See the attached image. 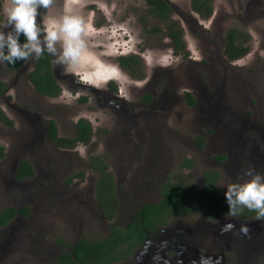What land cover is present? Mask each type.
<instances>
[{"label":"flooded vegetation","instance_id":"1","mask_svg":"<svg viewBox=\"0 0 264 264\" xmlns=\"http://www.w3.org/2000/svg\"><path fill=\"white\" fill-rule=\"evenodd\" d=\"M1 2L4 19V1ZM179 3L180 0H144L141 8L144 10H140L139 15L136 12L139 24L144 27L165 25L147 30L161 32L174 54L181 56L170 63L159 61L150 72L142 65L139 55L118 56L119 73L128 72L129 77L143 84L136 97L127 95L124 89L128 84L123 83L117 75L109 78L112 73L106 72L105 78L109 79L99 88L80 79L79 75L72 76L67 83L65 78L58 76L52 56V70L60 87L57 95H47L36 89L32 76L39 58L30 57L17 68L7 63L0 64V97L13 87L18 98L17 103L13 104L14 108L21 112L22 106L32 107L38 110L39 115L31 121L35 127L33 146L29 145V148L20 139L16 142L22 156H14L8 146L15 142V135L4 134L0 137V192L4 195L3 199L9 193H14L11 199L16 198L14 203L0 206V212L9 208L17 211L6 224L0 226V264L9 261L18 264L15 252L23 250L27 234L35 245L34 249L41 253L40 262L44 264H56L64 250V243L60 239L53 242L46 235H39L42 220L34 217L35 203L28 194L22 198L18 190L22 187L34 188L35 181L42 177L40 174L35 178L41 164L40 154L47 156L45 148L49 147L46 145L63 150L74 149L80 144L90 143L95 135L94 125L89 121L93 134L87 143L81 142L69 148L60 146L51 136L52 122L55 120H44L45 114L51 112L46 106H49L51 99L60 97L65 87L76 91L78 99L84 102L95 101V106L110 116L116 133L123 135L129 129V138L121 141V145L129 142L128 155L132 158L130 173L134 174L129 181H123L121 176L114 174L105 156L92 155L91 168L99 175L94 202L90 203L91 198L80 201V194L77 201L73 198L65 200L70 206L65 208V213L72 216L71 221L78 217L77 223L81 225L78 231L84 230L80 215L85 214L91 215L101 232H105L106 236L101 239L111 237L113 227L125 230L130 226L136 227L135 230H128L126 239L114 248L115 259L89 264H193L202 255L212 257L213 264H264V219H257L256 212L247 208L231 215L225 197L216 198L211 193L213 187L224 193L230 184L243 182L247 179L243 175L247 169L264 173V119L256 118L251 111H247L244 118L237 117V113H232L230 118L227 117L228 110L222 114L224 107L220 109L225 101H230L233 107L240 106L245 91L242 86L245 75L239 63L252 52V43L259 40L264 46V0H186L187 8L182 13L178 9ZM163 4L166 5L165 9L161 8ZM51 5L50 14L53 16L55 10L65 9L66 0H53ZM91 7L95 9V3ZM47 9L42 13H46ZM177 12L183 20L177 17ZM170 26L175 29L179 41L169 34ZM176 43L181 46L177 47ZM231 43L249 49L241 56L231 57L228 53ZM129 56H136L139 60L135 67L138 76H133L129 68L120 62L121 57ZM258 56L255 53V57ZM261 56L264 59V53ZM30 61H34L31 63L34 67L28 71L26 65ZM256 69L257 65L249 69L247 72L252 74L247 75L256 77ZM102 72L101 77L104 70ZM13 74L15 78L13 76L11 81L9 78ZM174 74L177 79H172ZM177 92L183 95L181 103L189 105L196 114L189 120L185 131H180L178 124L169 118ZM37 101L44 110L37 107ZM0 110L8 118L0 119V126L14 127L17 115L13 113L12 116L2 106ZM76 123L73 136L61 134L57 124L58 136L74 138L77 134ZM118 142L114 138L115 147ZM181 150L182 158L176 165L180 157L177 154ZM13 156L10 167L7 160ZM92 157H101L107 164L106 171L113 178V191L108 199L112 204L111 217L107 216L99 198L101 171L91 162ZM138 157L142 160L141 166L134 160ZM23 161L28 162L34 173L20 179L18 172ZM169 183L186 187L188 196L166 209L144 210V206L162 204L165 186ZM44 195L45 200L48 199L47 205L56 203V199ZM39 215L42 217V214ZM46 221L53 222V219ZM80 239L88 238L78 237L73 244Z\"/></svg>","mask_w":264,"mask_h":264},{"label":"rangeland","instance_id":"2","mask_svg":"<svg viewBox=\"0 0 264 264\" xmlns=\"http://www.w3.org/2000/svg\"><path fill=\"white\" fill-rule=\"evenodd\" d=\"M3 1L5 14V8L10 4V0ZM94 3L96 7L92 9L91 5ZM185 3L186 0H180V8L178 9L181 13L186 11L187 4ZM143 4L144 0H66V5L72 9L73 13L82 15L89 23L90 30H94L88 37L90 48L100 56L106 65L117 66L118 56L120 55L137 54L141 57L140 60L143 61L142 65L150 72L155 69L154 67L158 65L159 61L170 63L177 61L181 56L174 54L170 46L166 44L167 39L163 38L161 32H156V30L154 32H149L147 30L156 27H165V25H145L146 28L139 24L136 12H138L139 15L140 10H144L141 9L143 8ZM48 8L46 13H42V18L45 23L50 17L59 18L65 13V9L61 10L60 8V10H55L56 14L52 16L50 14L52 5ZM177 17L183 20V17L178 12ZM190 47L194 49L191 43ZM255 53L260 56L255 57ZM262 53H264V46H261V41L257 40L256 43H252V52L247 54L239 63V65L243 66L244 70L242 72L243 76L245 75L244 83L242 84V86L245 87V91L243 92L244 96L241 98L242 101L240 102V106L237 105V107H233L230 101H225L220 106V109L224 107L221 112L222 114H226L225 112L228 110L229 115L227 117L231 118L232 113H237V117L244 118L247 116V111H251L254 112L256 118L264 119V59L261 56ZM33 62L34 61H30L26 65L28 71L34 67V65L32 66L31 64ZM256 65V70H258L256 77H249L247 74H252V72L250 73V71H247L249 69H254ZM55 69L58 72V76L65 78L67 83L71 81L72 76L74 77L72 72L66 70L64 66L56 65ZM4 70L7 71V69ZM103 70L104 74H102L103 77H101L100 73ZM81 71L86 72L87 69H81ZM106 72L108 74L112 73L109 68L101 67L94 74L95 80L100 81L109 79L105 78L107 76ZM128 74V72L119 73V75L112 73L111 76L117 75V78H120L123 83L128 84L126 86L127 88L124 90L130 98H133L138 96L143 84L132 76L129 77ZM13 76L15 78V74H13L9 80L12 81ZM59 77L58 79L60 80L61 78ZM92 79V76H87L82 80L94 85V83L90 82ZM172 79H177V76L174 74ZM77 80H75V82ZM80 93L82 94L81 90ZM181 97H183L182 93L178 94L177 92L176 102L171 109L169 118L178 124L179 127L177 128H179L180 131H185L189 120L194 118L196 114L189 105L181 103ZM36 99L38 100L39 98L36 97ZM17 101L16 90L13 89V87L9 92H6L0 97V106L6 109L12 116H14V113L18 117L14 127L0 126V137L4 134L13 135V137L15 135V142L8 145L10 149L13 150L14 156L18 154L21 155L22 153L16 147L18 139L25 142L28 147L29 145L33 146L35 127L31 121H33V118L39 116L37 114L38 110L32 107L27 108L26 106H22L21 112L23 113H21L18 108H14L15 105L13 104H16ZM37 103V107L44 110L42 105L39 104L40 101H37ZM95 105V101L87 103L78 99V93L70 87H65L60 97L50 100L49 106H46V109H49L51 112L45 114L46 117L44 120L53 119L57 121L61 134L73 136L75 134L74 124L78 119L86 118L94 125L95 135L90 143L80 144L74 149L63 150L53 145H46L49 147L45 148V150L47 149V156H41L40 154L39 163L41 164H39L40 168L35 178H38L40 174L42 177L35 181L34 188L22 187L20 191L18 190V192L22 194V198L25 194H28L35 203L34 217L36 220H42L41 227L39 228V235L41 236L40 233H42L47 236L48 240H52L53 242L55 239H60L64 244L68 243L69 245H73L78 237L101 239L106 236L105 232H101L98 228L95 220L91 219V215H80V221L82 220V222H84V230L82 232L78 231V227L81 226L80 223H77L78 217L71 221L72 216L65 213V208H70L67 202H65V200L69 198H73L77 201L80 194V201L91 198V204L96 198L95 185L99 175L91 168L90 156H105L111 170H113L117 177L121 176L123 181H129L130 176L132 177L134 175L130 173L132 170L130 166L132 158L129 156L130 152L127 146L129 142L121 145L123 138L125 140L129 138V129L125 130V132L122 133L123 135H120L121 132L116 133L117 129L111 123L110 116L103 114ZM164 113L166 112L164 111ZM29 124L32 125L31 128H29ZM114 138L115 140H119L117 147L113 144ZM34 149L37 150V148ZM36 155H38L37 152ZM177 155H180V157L178 158L179 161L175 162L176 165L181 161L182 150ZM14 156L9 161L7 160L8 166L10 167L13 165ZM134 160L138 161V165L142 163L140 157ZM133 165H136L135 162H133ZM116 169H118L120 173H118ZM0 193V206L16 201L15 197V200L11 199L14 193H9L6 195L8 197L4 199V195L2 192ZM44 194L48 195L49 199L50 197L56 199V203L53 202L51 205H47L48 199L45 200ZM39 214H42V217ZM47 219H53V222H48L46 221ZM40 238L46 243L43 237ZM30 240L27 234L26 241L22 246L23 250L27 252H23L21 249L15 252V258L18 264H44L40 262L42 257L41 253L34 249L35 245ZM58 252L60 251L58 250ZM37 260H39V262H37ZM12 263L14 262L9 261L5 264Z\"/></svg>","mask_w":264,"mask_h":264},{"label":"clouds","instance_id":"3","mask_svg":"<svg viewBox=\"0 0 264 264\" xmlns=\"http://www.w3.org/2000/svg\"><path fill=\"white\" fill-rule=\"evenodd\" d=\"M52 3L53 0H10L4 19L0 21V64L12 65L47 53L56 65L64 66L73 75H79L81 79L92 76L90 82L97 88L107 83V80L94 78L101 67L119 74L118 66L106 65L91 50L88 37L94 30H90L82 15L73 13L66 5L64 15L50 17L46 23L43 21L42 10ZM243 175L246 180L230 184L224 192L228 212L236 215L247 208L256 212L257 219H264V173L247 169ZM193 264H213V259L202 255Z\"/></svg>","mask_w":264,"mask_h":264},{"label":"trees","instance_id":"4","mask_svg":"<svg viewBox=\"0 0 264 264\" xmlns=\"http://www.w3.org/2000/svg\"><path fill=\"white\" fill-rule=\"evenodd\" d=\"M166 5L161 6L162 9H165ZM3 19V6L0 0V21ZM169 34L174 38L175 41H179V36L175 32L173 26H170ZM177 47H180V43H176ZM249 48L247 46H239L234 43H231L228 47V53L231 57H238L247 52ZM30 59V58H29ZM25 61H17L15 64H8L12 68H17L21 66ZM120 62L122 65L129 68L133 76H138L137 71L135 70L137 63L139 62L136 56L121 57ZM32 80L36 86V89L47 95H57L60 91V87L56 82L52 70V59L49 54L44 53L36 64L35 71L32 76ZM0 119L8 120L7 116L0 110ZM77 134L74 138H61L58 136V126L55 121L52 122L51 127V136L58 141L60 146H66L69 148L76 147L81 142L87 143L93 134L92 125L87 119H80L76 123ZM91 162L96 169L100 170L101 179L99 181V193L100 200L103 203V208L108 217L113 216L112 204L109 202V195L113 191L112 183L113 178L109 172L106 171L107 164L101 157H92ZM33 170L30 168V165L27 161H23L21 164V169L18 172V177L23 179L25 176L33 175ZM212 196L215 194L216 198L225 197L224 193L218 192L212 188ZM189 190L181 184H171L169 183L165 186L164 196L161 205H147L143 209L153 211L159 209H166L173 204L179 203L181 200L185 199L188 196ZM115 204V203H114ZM17 211L14 208H9L0 212V226L8 222V220L15 214ZM135 223V222H134ZM133 223V224H134ZM135 230V225L127 230L123 228L113 227V235L106 239H101L98 241L80 239L75 244L69 245L68 243L64 244V250L60 254L58 262L56 264H89L91 262L102 263L109 262L115 259L114 248L120 244L121 241L126 239L128 230ZM66 245V246H65ZM66 249H70L69 251Z\"/></svg>","mask_w":264,"mask_h":264}]
</instances>
